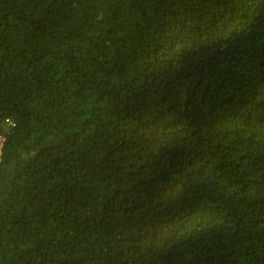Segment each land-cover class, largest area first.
<instances>
[{
  "label": "trees",
  "instance_id": "trees-1",
  "mask_svg": "<svg viewBox=\"0 0 264 264\" xmlns=\"http://www.w3.org/2000/svg\"><path fill=\"white\" fill-rule=\"evenodd\" d=\"M0 134V264H264V0H0Z\"/></svg>",
  "mask_w": 264,
  "mask_h": 264
},
{
  "label": "built area",
  "instance_id": "built-area-1",
  "mask_svg": "<svg viewBox=\"0 0 264 264\" xmlns=\"http://www.w3.org/2000/svg\"><path fill=\"white\" fill-rule=\"evenodd\" d=\"M7 123L11 124L9 120H6ZM5 141H6V136L3 134H0V165L2 162V156H3V150L5 147Z\"/></svg>",
  "mask_w": 264,
  "mask_h": 264
}]
</instances>
